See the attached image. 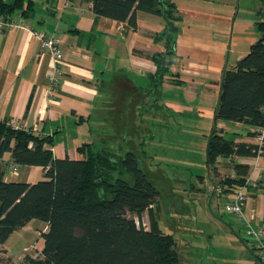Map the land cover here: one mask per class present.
I'll return each instance as SVG.
<instances>
[{
	"label": "crops",
	"instance_id": "crops-1",
	"mask_svg": "<svg viewBox=\"0 0 264 264\" xmlns=\"http://www.w3.org/2000/svg\"><path fill=\"white\" fill-rule=\"evenodd\" d=\"M172 1L179 19L167 57L168 71L157 83L151 79L156 70L151 55L166 48L160 36L164 27L160 15L137 11V28L132 29L125 21L97 16L90 0H23L25 5L30 3L28 16L15 10L11 19H28L33 29L58 40L63 72L56 93L49 97L50 55L39 52V40L30 30L17 24L1 27L0 120L39 136H51L53 155L69 158H80L77 147L85 142L104 147L125 126L132 128L136 138L147 117L166 138L179 126L192 131L190 124L204 129L212 120L214 125L223 71L246 55L259 37L260 5L247 0ZM218 125L224 135L232 133L236 142H255V135L248 134L254 132L253 127L223 120ZM120 137L122 142L126 140ZM10 161V152L0 157L5 180L33 183L44 178L42 166L7 169L5 164ZM234 162L247 166L243 217L231 213L229 221L216 216L217 222H208L212 226L209 238L213 240L218 233L220 241L217 248L213 246L212 256L215 262L222 258V264H259L253 239L245 229L247 224L264 227V156L222 158L218 172L234 174ZM207 173L200 194L217 213L225 197L228 210L232 193H220L217 177H211L208 169ZM41 225L47 228L44 222L32 219L14 230L0 244V256L9 261L16 258L19 264L40 258L42 240L38 248L33 246L38 249L33 256L30 238L40 232ZM21 238L23 242L15 249Z\"/></svg>",
	"mask_w": 264,
	"mask_h": 264
},
{
	"label": "trees",
	"instance_id": "trees-1",
	"mask_svg": "<svg viewBox=\"0 0 264 264\" xmlns=\"http://www.w3.org/2000/svg\"><path fill=\"white\" fill-rule=\"evenodd\" d=\"M97 16L125 21L137 28L136 13L160 15L164 21L161 37L165 51L152 54L156 70L153 82L159 83L168 71V55L174 43L176 6L172 0H90ZM30 3L23 0H0V15L11 16L15 10L28 16ZM256 21L259 37L233 66L222 74L214 127L206 144V166L211 177H217L220 193H232L245 184L247 166L234 162V174L221 175L222 158L252 156L255 143L236 142L227 138L216 121L242 122L257 127L264 122V0H260ZM255 135V132H248ZM51 136H39L30 130L13 127L0 120V157L10 152L16 167L39 165L44 178L36 182L4 179L0 167V244L30 220L47 225L41 232V257L30 264H178L176 241L171 233L161 231L153 207L159 191L152 184L136 153H119L115 146L94 147L85 142L77 147L80 158L55 157ZM264 156V154H263ZM126 172L129 178L122 175ZM202 179V177H201ZM144 210L149 214V227L139 225ZM0 256V264H9Z\"/></svg>",
	"mask_w": 264,
	"mask_h": 264
},
{
	"label": "rangeland",
	"instance_id": "rangeland-1",
	"mask_svg": "<svg viewBox=\"0 0 264 264\" xmlns=\"http://www.w3.org/2000/svg\"><path fill=\"white\" fill-rule=\"evenodd\" d=\"M247 1L255 6L260 5V0ZM215 125L219 128L218 121ZM213 126L212 120L204 129H201V125L200 128H195L193 124H190L189 127L193 132L181 130L179 126L175 131L169 132L166 138L163 135L165 132L157 131L147 117V122L135 133L138 135H135L136 138L132 136V128L125 126L122 133L116 132L112 140L108 139L109 141L103 144L104 147L115 146L121 154L125 151L136 153L139 165L159 191V198L152 208L153 214L158 228L173 235L179 256L178 264H222L224 262L222 258L215 262L212 256L213 246L217 248L220 241L218 233L214 235L213 240L209 238L212 226L208 222H217L214 219L216 216L229 221L232 212L224 207L225 197L222 198L220 211L217 213L212 205L211 208L208 206L207 200L200 194L203 182L208 178L206 144ZM195 131L198 132L195 133ZM120 135L126 140L122 142ZM225 135L227 138L234 136L228 131ZM122 175L129 178L126 172H122ZM204 200H206L205 203ZM127 215L133 217L139 225L149 227L147 210L142 212L140 219L136 214ZM45 230L46 227L41 225L38 230L40 232L36 234L38 242L36 235L30 238L32 250L34 249L33 252L30 249L33 256L37 253L39 241L42 240L40 233ZM25 238L28 239L29 236L25 235ZM22 240L23 238L16 243L15 249L20 247ZM8 263L19 264L16 258Z\"/></svg>",
	"mask_w": 264,
	"mask_h": 264
},
{
	"label": "built area",
	"instance_id": "built-area-1",
	"mask_svg": "<svg viewBox=\"0 0 264 264\" xmlns=\"http://www.w3.org/2000/svg\"><path fill=\"white\" fill-rule=\"evenodd\" d=\"M12 24L20 25L32 32V34L39 40V52H47L51 57V67L47 75V94L52 97L58 87L59 80L63 72V53L59 46L58 40L52 36H45L40 31L32 28L30 21L25 18H20L18 21L11 19L10 16H2L0 18V28L3 26H9ZM264 110V106H263ZM13 127H18L15 124L10 123ZM255 132V145L254 150L255 158L263 157L264 154V122L254 128ZM9 169H16L13 164L8 165ZM248 179L245 180V184L237 188L227 204V209L237 217H243L242 207L246 199V186ZM246 234L253 239L254 249L256 253V259L259 264H264V227L253 228L247 224Z\"/></svg>",
	"mask_w": 264,
	"mask_h": 264
},
{
	"label": "water",
	"instance_id": "water-1",
	"mask_svg": "<svg viewBox=\"0 0 264 264\" xmlns=\"http://www.w3.org/2000/svg\"><path fill=\"white\" fill-rule=\"evenodd\" d=\"M220 89H221V85H220ZM217 105H218V102H217ZM217 107V106H216ZM214 120H215V114H214V118H213ZM215 123V122H214ZM214 127V126H213Z\"/></svg>",
	"mask_w": 264,
	"mask_h": 264
}]
</instances>
